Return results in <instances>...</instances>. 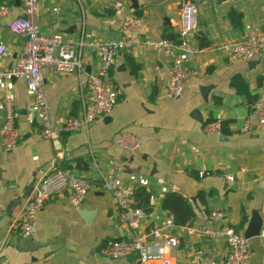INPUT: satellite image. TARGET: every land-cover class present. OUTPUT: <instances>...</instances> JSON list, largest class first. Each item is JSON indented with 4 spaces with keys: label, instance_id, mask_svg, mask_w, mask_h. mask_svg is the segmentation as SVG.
<instances>
[{
    "label": "crops",
    "instance_id": "0c3cea01",
    "mask_svg": "<svg viewBox=\"0 0 264 264\" xmlns=\"http://www.w3.org/2000/svg\"><path fill=\"white\" fill-rule=\"evenodd\" d=\"M138 1L137 10L147 21L143 37L172 40L179 36L183 3L194 5L196 24L190 39L199 51L191 61L193 75L179 97L165 94L166 58L138 44L118 53L106 77L117 91L112 110L87 130L44 139L26 81L0 77V127L2 96L10 93L19 111L20 135L15 149H0V264H135L127 257L101 258L99 247L111 239L144 236L156 227L179 238L176 249L169 252L171 264H193L187 253L189 243L203 250L202 264H222L224 241L180 232L173 214L161 207L167 192L180 193L192 204L195 217L186 224L212 225L208 213L218 210L225 223L243 233L252 213L258 212L264 229V130H239L256 97L264 94V50L249 68L250 60L229 59L227 49L248 34L264 32V0ZM13 3L15 7L0 16V43L7 46L0 72L14 66L23 48V39L8 29L21 0ZM129 6V0H40L37 15L44 33L65 40L116 39L123 17L135 11ZM232 10L241 14L239 26L230 19ZM81 55L83 72L42 69L55 123L79 113L87 75L99 67L95 53L84 49ZM236 74L247 82L246 92L231 85ZM213 120L223 125L220 135L204 131V125ZM121 130L139 136L141 148L128 152L118 147L114 136ZM58 165L92 183L119 176L134 189V205H143L139 226L122 225L112 194L93 188L80 206L70 205L63 195L52 197L38 212L34 233L20 236L16 225L27 197L40 178ZM199 171L206 174L199 176ZM229 174L233 181L227 179ZM139 188L150 192L148 203L141 201ZM243 214L246 220L241 224ZM248 240L250 264H264V238L259 234Z\"/></svg>",
    "mask_w": 264,
    "mask_h": 264
},
{
    "label": "built area",
    "instance_id": "2783aa9c",
    "mask_svg": "<svg viewBox=\"0 0 264 264\" xmlns=\"http://www.w3.org/2000/svg\"><path fill=\"white\" fill-rule=\"evenodd\" d=\"M39 1L21 0L19 13L9 20L8 29L13 35L23 39V48L14 66L1 71L0 77L7 79L19 77L26 81L27 89L32 96V109L41 125L40 135L44 139L63 132L87 130L96 119L112 110L117 101V91L106 77L121 50L143 44L153 49L158 56L166 58L168 82L165 94L168 98L179 97L193 75L191 61L199 50L190 39L196 24L195 9L191 3H183L181 7L177 40L166 37H143L147 22L145 16L129 11L121 21L119 38L80 37L70 41L60 35L46 34L41 30L37 15ZM14 7L13 0H3L0 4V16L7 14ZM84 49L97 55L99 67L87 75L79 113L55 123L50 116L42 69L46 68L52 72H83L81 53ZM227 49L229 59L252 60L264 50V32L248 34L230 43ZM6 52V44L0 43V58ZM2 104L4 117L0 127V149L11 151L18 146L20 140L17 128L19 111L15 108L10 93L3 94ZM239 130L241 132L264 130V94L255 99ZM204 131L211 135H220L221 122L218 120L207 122ZM114 142L128 152H135L141 148L139 136L128 130L117 132ZM198 174L203 176L206 173L199 171ZM227 179L233 181L234 176L229 174ZM93 188L112 194L119 209L117 218L122 225L130 228L139 226L144 211L134 206V189L119 176L105 177L99 183H92L88 179L76 176L70 169L58 165L40 178L27 197L23 213L16 225L17 233L24 237L34 233L37 214L52 197L63 195L70 205L80 206ZM172 217L171 215V219ZM208 220L212 225L174 226L180 232L189 235L199 233L211 239L223 240L226 252L222 264H250L248 238L225 223L223 214L218 210L210 211ZM260 235L264 238V229L260 231ZM178 244L177 235L156 227L144 236L136 234L129 239L107 240L99 247L98 255L104 259L118 260L135 254V264H171L169 252L176 249ZM187 253L193 264H202L204 261V252L195 243L188 244Z\"/></svg>",
    "mask_w": 264,
    "mask_h": 264
},
{
    "label": "trees",
    "instance_id": "16d2710c",
    "mask_svg": "<svg viewBox=\"0 0 264 264\" xmlns=\"http://www.w3.org/2000/svg\"><path fill=\"white\" fill-rule=\"evenodd\" d=\"M133 12L138 15L141 14L139 10H135ZM229 16L235 26L240 25L241 14L239 12L232 10L229 13ZM261 80L262 78H259L258 82L260 83ZM231 85L240 92H246L248 87L247 82L242 78L240 74H236L233 76V78L231 79ZM221 130H223L222 123ZM137 194L140 195L141 201L147 203L149 202L150 192L147 191L145 188H139L137 190ZM134 206L138 208L141 207V209L143 207V205H141L140 203H137ZM161 207L173 214L174 225H185L195 217V212L192 207V204L183 195L177 192L165 193L161 201ZM245 220L246 216L243 214L241 224L244 223ZM235 229L238 231L237 228Z\"/></svg>",
    "mask_w": 264,
    "mask_h": 264
},
{
    "label": "water",
    "instance_id": "95a60500",
    "mask_svg": "<svg viewBox=\"0 0 264 264\" xmlns=\"http://www.w3.org/2000/svg\"><path fill=\"white\" fill-rule=\"evenodd\" d=\"M130 1V10H137L139 8V1L138 0H129ZM16 4L20 3V0H15ZM166 23L168 24L169 21L166 20ZM257 61L254 60H250L248 61V67L252 68ZM222 140H225V137H221ZM263 225V221H262V217L259 215L258 212H253L251 215L250 220L247 223V226L245 227L244 231H243V235L246 238H251V237H255L258 236L260 234L261 228ZM1 226V224H0ZM128 261H135L136 260V255L132 254L130 256L127 257Z\"/></svg>",
    "mask_w": 264,
    "mask_h": 264
}]
</instances>
